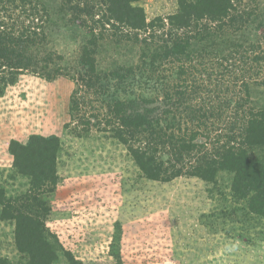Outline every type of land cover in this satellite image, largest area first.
<instances>
[{
	"label": "rangeland",
	"instance_id": "obj_1",
	"mask_svg": "<svg viewBox=\"0 0 264 264\" xmlns=\"http://www.w3.org/2000/svg\"><path fill=\"white\" fill-rule=\"evenodd\" d=\"M99 1L0 0V39L6 33L15 43L31 42L37 64L54 75L23 71L0 93V258L32 260L18 245L29 232L9 213L16 208L32 212V223L42 221L43 237L56 251L51 264H264V215L234 189V172L219 170L210 181L152 179L110 131L131 113L120 100L156 101L169 91L177 96L166 108L185 118L181 134L193 128L186 119L191 109L209 115L200 121L212 136L213 128L226 131L229 122L263 111L264 0H183L184 7L203 6L216 17L196 13L181 27L170 20L181 0L133 2L159 26L152 39L189 42L175 58L164 51L147 64L140 60L147 35L105 19ZM15 43L8 45L18 49ZM84 49L96 64L87 74ZM32 134L60 139L56 184L34 193L10 150L13 140L27 143ZM247 148L264 163V144ZM28 250L37 247L28 243Z\"/></svg>",
	"mask_w": 264,
	"mask_h": 264
},
{
	"label": "trees",
	"instance_id": "obj_2",
	"mask_svg": "<svg viewBox=\"0 0 264 264\" xmlns=\"http://www.w3.org/2000/svg\"><path fill=\"white\" fill-rule=\"evenodd\" d=\"M135 1L138 0H100L98 3L101 11L104 12L105 19L112 18L129 29L140 30L147 35L142 41L145 43L144 50L141 51L142 64H147L146 58H150L152 61L156 60L164 51L175 58L180 48L189 49L188 41L184 42L173 35L168 38L163 35L158 40L152 39L151 33L159 26L147 22L143 7L133 5ZM202 1L212 4L216 0ZM180 3V11L170 17L172 24H178L180 27L181 25L190 26V23L195 20L196 13L200 15L197 18L216 17L211 12H207L210 10H204L203 6L198 9L195 4H192L190 5L192 9H189L183 6V0ZM206 6L208 7V5ZM156 20L162 21L163 19L156 18L153 21ZM0 40L3 41H0V45L4 53H0L1 94L6 86L16 81L15 76L23 71L38 72L48 78L54 77L48 73L49 68L47 69L46 65L39 66V62L37 64L30 52L31 42L19 41L15 43L16 39L6 33ZM10 43H15L14 45L18 46V49L8 45ZM8 50L13 52V58H6ZM83 52L81 65L88 69L85 73L87 74L96 70V64L94 60L85 56L87 55L86 49ZM149 55L151 56L148 57ZM9 59L13 60L9 61ZM50 62L53 63L52 60ZM8 67L10 69H7ZM45 69L47 70L43 71ZM82 79L89 81L88 86L91 88L95 87L93 81ZM174 96H177V93L169 91L164 94V99L157 98L156 101L152 98L146 100L144 96L140 98V101H136V99H126V101L125 98L120 100L118 104H130L128 107L131 113L124 114L121 124L110 131L128 146L131 155L143 173L152 179L170 180L181 175H192L210 181L215 178L219 170L225 169L234 172V189L243 196H250L251 209L264 215V163L255 162L247 148V146L264 144V110L261 112L253 110L239 121L229 122L226 131L224 128H213L215 134L212 136L210 131L212 127H208L206 122L200 121L202 118H208L209 115L202 108L194 110V112L191 109L192 115L187 116L186 119L190 125L193 124V128L188 127L187 133L181 134L180 117L182 121L185 118L179 116L174 104V108H166L170 104L169 99ZM180 96L183 94L179 93ZM184 98L187 96L184 95ZM140 102L144 104H140ZM139 104L140 106H138ZM194 121H198V123L195 124ZM59 147L58 136L40 134H32L27 143H19L16 140L11 142L10 150L14 156V165L20 173L31 177L32 193L42 186L56 184V159ZM9 207L11 208V206ZM14 211L17 213L16 215L14 212L9 211V213L16 219L18 227L24 225V230L29 232L26 234V239H18L20 250L29 254L33 260L30 264H51L56 258V251L43 237L42 221L39 219L36 223H32L34 216L32 212V214L27 213L26 215L25 212L20 213L19 209L15 208ZM26 220L29 221L26 222ZM34 227L37 234L32 233ZM28 243L35 245L37 250L29 251ZM0 264H8V262L6 259L0 258Z\"/></svg>",
	"mask_w": 264,
	"mask_h": 264
}]
</instances>
